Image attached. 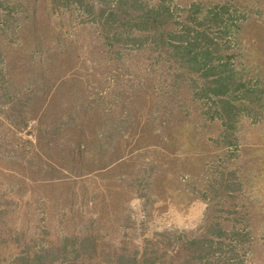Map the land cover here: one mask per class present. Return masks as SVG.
Here are the masks:
<instances>
[{
    "label": "trees",
    "instance_id": "1",
    "mask_svg": "<svg viewBox=\"0 0 264 264\" xmlns=\"http://www.w3.org/2000/svg\"><path fill=\"white\" fill-rule=\"evenodd\" d=\"M39 3V0H0V23L9 25L17 18L21 22L20 26L0 31L3 38L10 32L15 33L20 42L18 47H14L19 55L15 66H12L5 62V58L10 54L15 58L16 51L0 40V105L7 107L0 113L15 129L23 124L32 128L28 134L35 140L29 142L45 161L52 156L41 150L52 140L44 134L52 136L59 130L64 144L61 146L62 158L59 159L61 167L56 168L51 161L46 162L51 171L56 172L55 175L45 173L48 170L45 166H42L44 172L41 174H23V168L28 166L26 168L17 161L20 172L8 178L13 180L14 198L18 205L22 203L25 213L13 227L5 224L8 227L5 233L11 234L12 228L14 232L22 233L23 238L16 242L19 249L13 248L10 238L3 239L4 228L0 230V251L15 250L11 254L13 260L7 264H239L238 256L230 257L224 246L240 247L245 239L253 238L249 212H239L236 218L230 219L228 216L221 218L220 210L215 213L205 211L203 219L207 228L199 235L179 237L172 234L165 237V233L160 232L157 236L162 242L152 238L139 243L130 242L129 247L108 256L105 252L109 246L103 242L99 228L96 231L98 213H95L94 206L110 193V189L107 188L106 193L101 190L102 193L92 201V211H86L82 209L84 204L78 199L80 193H76L72 181L92 170L88 174L118 166L125 157L123 152L116 154L117 146L144 140L150 136L147 128H152L151 124L156 122L169 124L174 120L181 127L191 115L198 117L195 123L200 125L219 121L222 128L219 143L231 146L234 143L232 132L239 120L247 117L255 121L264 111V81L251 72L242 59V49L247 50L248 46V39H239L243 16L225 3L193 1L182 6L170 0H48L47 10L43 12L48 15L59 10L68 16L72 13V6L87 7L86 10L81 9L90 20L82 22L98 24L108 48L112 50L109 54L117 53L123 58L124 55L116 49L118 43L132 52L146 50L154 54L146 66L159 70L162 77L165 76L164 84H156L154 70L144 73L145 82L135 90L123 93L129 109L126 115H121L113 111L112 104H102L101 100L106 95L98 97L94 92L91 96L89 92H80L79 87L65 90L60 86L62 82H68L63 77L70 71L71 62H60L59 51L50 48L44 51L40 47L43 33L41 23L36 19L43 10ZM26 26L30 27L31 41H24ZM49 59L52 62L46 65ZM38 80L42 81L39 86L42 93L45 89L44 95L33 94L31 83ZM76 81L75 74L72 82ZM142 94L152 106L151 110L143 108L145 103L138 96ZM50 111H64L67 115L57 121L56 113L54 120L49 118ZM25 118L29 120L25 122ZM45 125L50 131L43 134ZM153 130L152 135L161 136L155 128ZM165 131L169 142L174 134L170 130ZM112 150L114 154H110ZM133 152L131 150L130 154ZM1 159L0 165L3 166ZM156 161L161 163L157 158L152 166ZM8 162L12 163L13 159L8 157ZM133 166L125 175H131L135 191L143 196L152 187V181H144L148 172L143 164ZM5 169L8 168L0 167V171ZM151 172L156 175L154 168ZM196 173L183 170L178 176L196 177ZM98 186L106 187L104 184ZM107 186L110 187L108 182ZM128 187L131 186H124L126 191H129ZM41 191L43 194L38 195ZM28 192L26 200L17 197L18 193ZM31 193L34 194L30 196ZM199 193L205 195L203 191ZM55 195H63L61 201L59 197L56 199L67 205V210L62 212L58 222L54 220L56 212L47 210L42 218L44 224L38 226V233L25 240L34 227L33 203L43 199L42 196L51 198L49 201L52 202ZM2 206L0 214H8L13 219V214L3 210ZM54 222L59 227L56 232L49 227L54 226ZM228 227L231 228L228 230ZM234 259L237 262H233Z\"/></svg>",
    "mask_w": 264,
    "mask_h": 264
},
{
    "label": "rangeland",
    "instance_id": "2",
    "mask_svg": "<svg viewBox=\"0 0 264 264\" xmlns=\"http://www.w3.org/2000/svg\"><path fill=\"white\" fill-rule=\"evenodd\" d=\"M39 1V6L43 10L40 11V17L36 19V22L41 23L43 33L40 47L44 51H48L49 48L59 51L60 62H71L70 71L65 72L63 77L68 82L60 84L63 89L79 87L80 92H89L91 96H94V92L98 93V97L106 95L101 100L102 104L106 102L107 105L112 104L115 113L126 115L129 105L122 95L129 90H135L143 81L145 82L144 73L154 70L157 74L156 84H164L165 76L162 77L159 70L146 66L152 59V52L146 50L132 52L118 43L116 49L124 55L123 58L121 59V55L118 56L117 53L109 54L112 50L108 48L98 24L82 22V20L87 22L90 20L89 16L83 13L85 12L83 9L86 10L87 7L72 6L70 7L72 13L68 16L59 10L57 13L53 11L48 15L43 13L47 10L48 0ZM170 1L182 6L193 1L205 4L225 3L231 8H236L244 18L239 39L242 41L248 39L246 41L248 42L247 50L242 49V59L251 69L250 71L255 72L261 77L260 80L264 81V0ZM20 25L18 18L9 25L0 23V31ZM29 29L30 27L26 26L24 41H31ZM52 33L55 35H51ZM15 36H17L15 33L10 32L3 38L0 33L2 43L6 42L16 51L15 58L11 54L5 58V62L12 66H15L19 55L17 48L14 47H18L20 42ZM27 43L29 42L25 44ZM46 53L49 55V52ZM51 62L49 59L46 65ZM75 74L77 81L72 82ZM41 83L40 80L34 84L31 83L34 86V95H44L45 89L42 93V88L39 86ZM138 96L145 103L144 106L142 104L143 108L151 110L152 106L148 104L143 94ZM17 98L21 99V96ZM6 108L5 104L3 107L0 105V111ZM50 112L49 118L54 120L56 113L57 121L63 120L67 115L64 111ZM23 120L27 122L29 118ZM197 120L198 117L191 115L188 122L181 127L174 120L169 124L162 122L151 124L152 128H147L150 136L144 140L137 139L139 140L137 143L133 140L128 145L124 146L122 143L117 146L116 154L123 152L125 157L120 164L117 162L118 166L112 170L106 168L88 174L92 170L72 181L76 193H80L78 199L84 204L82 209L86 211L87 209L92 211L94 206L92 201L102 193L101 190L106 193V189H110V193L105 194L94 206L95 213H98L96 231L98 232L99 228L103 242L109 246V250L105 252L106 255L111 256L116 251L125 249V246L129 247V243L134 241L139 243L143 239L152 238V240L158 239L162 242L157 236L160 232H164L165 237L172 234L179 237L199 235L207 228L204 224L205 219H203L205 211L215 213L220 210L221 218L228 216L234 219L239 212H249L251 215L249 228L253 232V238L247 239L250 241L249 244L245 239V243H242L240 247L225 245V251L229 252L230 257H235L236 254L240 261L239 264H264V111L262 115L257 116L255 121L247 117L239 120L236 130L232 132L233 139L231 140L234 143L229 147L219 143L222 140V128L219 121L200 125L195 123ZM23 125H18V129L13 128L5 119V115L0 113V153L5 155L0 154L3 164L0 167L8 168L0 171V205H3V210L13 214V219L8 214H0V230L4 228L3 239L10 238V243L13 244L15 250L19 249L16 242L23 238V235L19 231L14 232L13 228L11 234L5 233L8 228L6 225L13 227L15 222L23 217L25 209L22 203L18 205V200L14 198L13 180L8 178L13 177V173L20 172L19 164L25 165L26 168L28 166L27 169L23 168V174L31 176H35L36 173L41 174L44 172L41 168L45 166L48 169L45 173L55 175L56 172L51 171V166L46 165V162L51 161L52 166L60 168L59 159L62 158L61 150L63 149L61 147L63 138L59 130L56 133L53 132L52 136L44 134L50 131L45 125L43 134L52 140L50 145L41 150L48 151L52 156V159L45 161L42 156H39L38 149L29 142L35 140L28 134L32 128L29 125L26 127ZM153 128L156 129V133L161 134L160 137L152 135ZM165 130H170L174 134L169 142H167V131ZM131 150H134L132 154H130ZM111 152L110 154H114V150ZM8 157L13 159L12 163L8 162ZM157 158L161 163L158 164L156 161L152 166ZM135 164H143L148 172V175L144 176V181H152V187L143 196L135 191L133 185L135 181L131 175H125L135 167L133 166ZM152 168L156 170L155 176L154 171L151 172ZM183 170L196 171L198 175L196 177L178 176ZM37 177L41 176L37 175ZM138 179L140 180L141 177ZM107 182L110 187L107 186ZM98 184H104L106 187L100 188ZM124 186L125 188L126 186L131 187H128L129 191H126ZM58 191L59 189L57 193ZM202 191L205 195L199 193ZM41 192L38 195H42L43 191ZM28 195L29 192L27 194L18 193L17 197L26 200ZM52 197V202L49 201L51 198L42 196L43 199H37L33 203L32 209L35 216L32 217V225L34 227L25 240L38 233V226L44 224L42 218L47 210L56 212L55 222H58L62 212L67 210L68 206L56 199L59 197L61 201L63 195ZM40 212L43 214L41 215ZM55 222L54 226H49L53 232L59 229ZM230 228L228 227V230ZM228 230L226 231L229 234ZM162 239L167 241V238L162 237ZM15 250L0 251V264L12 261L11 254ZM233 262L237 260L234 259Z\"/></svg>",
    "mask_w": 264,
    "mask_h": 264
}]
</instances>
